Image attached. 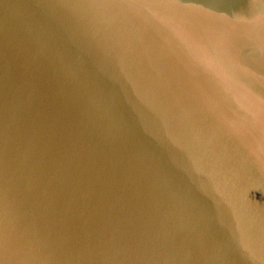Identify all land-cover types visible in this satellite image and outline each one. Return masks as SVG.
<instances>
[{
  "label": "water",
  "instance_id": "1",
  "mask_svg": "<svg viewBox=\"0 0 264 264\" xmlns=\"http://www.w3.org/2000/svg\"><path fill=\"white\" fill-rule=\"evenodd\" d=\"M0 264H264V0H0Z\"/></svg>",
  "mask_w": 264,
  "mask_h": 264
}]
</instances>
